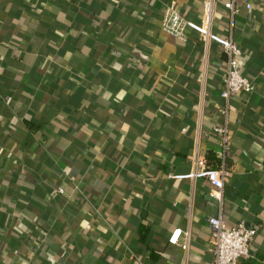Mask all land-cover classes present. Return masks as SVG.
Instances as JSON below:
<instances>
[{"label": "crops", "instance_id": "1", "mask_svg": "<svg viewBox=\"0 0 264 264\" xmlns=\"http://www.w3.org/2000/svg\"><path fill=\"white\" fill-rule=\"evenodd\" d=\"M204 1L0 0V264H213L219 215L256 230L238 264H264V0H212L255 84L227 101L222 49L161 29ZM209 154L221 202L175 178Z\"/></svg>", "mask_w": 264, "mask_h": 264}, {"label": "built area", "instance_id": "2", "mask_svg": "<svg viewBox=\"0 0 264 264\" xmlns=\"http://www.w3.org/2000/svg\"><path fill=\"white\" fill-rule=\"evenodd\" d=\"M212 0H205L203 3L202 15L199 22L191 21L182 16L172 4L165 7L162 19V31L179 41L185 40L187 31L195 33L204 45L214 43L218 45L226 58V72L222 83V91L220 97L224 100H229L231 96L237 94H250L255 90V84L252 80L245 77L241 70V57L243 52L237 44L229 37H221L211 30L212 22ZM230 12L236 13L238 10L230 2L224 5ZM248 10L251 5L246 4ZM221 134L222 138L227 141L228 128L223 125L214 130ZM228 176L225 168L219 169H201L192 171L185 175L175 176L176 179H201L206 178L212 189L210 195L217 201L221 202L223 194V185ZM62 193V190H59ZM210 227V244L213 254V264H238L242 258H246L250 254V242L253 239L256 230L248 229L243 223L229 227L225 224L222 216L211 217L208 220ZM181 230H175L168 242L171 245H177ZM183 250H186V245H181Z\"/></svg>", "mask_w": 264, "mask_h": 264}, {"label": "trees", "instance_id": "3", "mask_svg": "<svg viewBox=\"0 0 264 264\" xmlns=\"http://www.w3.org/2000/svg\"><path fill=\"white\" fill-rule=\"evenodd\" d=\"M207 158H208V160H211V161H213L214 162V165L212 166L214 169H217L219 166H220V162H219V160H217V159H215V157L213 156V155H207ZM47 191L49 192V189L47 188ZM50 201V197L49 198H47V202H45V203H48L49 201Z\"/></svg>", "mask_w": 264, "mask_h": 264}]
</instances>
